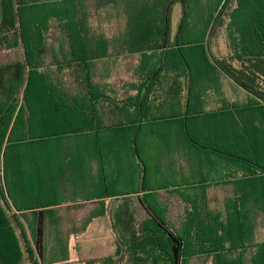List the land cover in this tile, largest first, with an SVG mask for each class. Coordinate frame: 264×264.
Returning <instances> with one entry per match:
<instances>
[{
	"label": "crops",
	"instance_id": "0c3cea01",
	"mask_svg": "<svg viewBox=\"0 0 264 264\" xmlns=\"http://www.w3.org/2000/svg\"><path fill=\"white\" fill-rule=\"evenodd\" d=\"M88 1L91 0H84L82 4V0H71L70 4L52 6L55 11L68 8L71 19L80 17L89 31L72 35L69 44L61 33L45 34L44 49L38 54L37 72L64 77L40 80L42 86L84 89V97L79 96V102L73 103L76 106L73 113L83 116L85 129L65 135L68 143L61 146L70 153L71 192L87 190L89 197L70 204L60 202L57 199V167L49 163L44 168L45 162H28L26 157L27 182L25 178L20 181L26 172L17 171L21 170L22 160L14 163L20 167H12L9 188L6 185L12 214L25 228H28L27 220L33 217L31 211L37 208L48 210L49 216L53 215L54 225L60 227V214L67 208L68 215L76 218L70 222L68 231L80 234L73 236L75 240L82 238L87 242L86 255L94 245L88 241L91 232L97 233L95 239L99 240L107 238L108 234L112 236L113 253L76 258L69 264H85L88 260H98L95 264H100L99 260L113 256L116 250L113 218L123 209L125 198L137 203L145 199L174 232H181L187 225L189 202H197L198 212L204 216L220 214L223 202L237 198L244 177H237L236 171L251 164L248 160L253 153L252 143L246 141L237 117V111L250 101L248 94L228 79L223 84L229 92L223 94L218 86L203 84L200 88L181 80L185 71L180 56H185L187 61L189 57L188 52L181 54L178 38L175 43L170 42V11L174 4H168L169 0H118L117 4L105 3L97 7L98 4H87ZM158 3L160 11L155 14ZM185 19L186 16L182 18L181 15L176 25L177 37L182 36L183 27L187 32ZM238 21L239 18H235V23ZM217 35L216 40H221V34ZM57 40L64 43L58 45ZM19 50L20 58L23 52ZM203 50L199 52L202 54ZM212 53L225 55L226 50L219 45L218 50L212 48ZM167 76L176 79L169 80ZM89 90L95 99L87 96ZM228 101L231 104H226ZM236 101L243 106L236 108ZM191 114L205 117L208 124L189 132L172 124ZM242 116L252 127L251 110ZM45 146L46 150L53 148V145ZM259 152L264 158V150L260 148ZM39 179H46L54 192H44V184ZM28 187L32 196L26 194L30 191ZM246 187L243 198L250 194ZM173 202L180 204V214L175 212ZM263 219L264 214L260 220ZM47 225L46 219L45 232ZM207 226L206 223L204 228ZM262 240L263 237L255 243ZM233 255L237 256V252ZM206 259L211 263L208 256ZM113 262L123 264L124 259L116 262L114 258Z\"/></svg>",
	"mask_w": 264,
	"mask_h": 264
},
{
	"label": "trees",
	"instance_id": "16d2710c",
	"mask_svg": "<svg viewBox=\"0 0 264 264\" xmlns=\"http://www.w3.org/2000/svg\"><path fill=\"white\" fill-rule=\"evenodd\" d=\"M70 1L0 0V51L21 48L23 52L22 57L0 64V264H54L46 256L45 245V220L51 213L42 208L31 211L34 213L32 221L26 219L28 227H34L29 240L26 228L12 214L4 171L18 160H24L25 157L14 155L15 146L22 141L34 144L65 139V135L85 129L83 116L73 113L76 108L73 103L77 104L78 98L84 97V89L42 86L40 80L64 77L37 72L45 34L61 33L69 44L72 35L89 31L80 17L71 19L68 8L56 11L53 7L43 8L52 2L70 4ZM174 3L181 4L184 18L186 2H168ZM39 10L41 15L37 14ZM233 16L239 18L237 23ZM218 33L221 40H216ZM221 41H224L226 54L212 53V48L218 50ZM61 42L64 43L57 40L58 45ZM201 56L209 67L250 98L244 109H250L254 115L252 127L239 126L253 149L248 160L251 164L236 171L237 177H244L241 181L244 185L238 188L237 198L223 202L221 213L213 217L200 214L197 202H187L190 211L181 232L168 228L145 199L137 201L146 217L136 221L130 200L125 198L123 209L113 218L116 250L113 256L99 260L100 264H113L114 258L116 262L126 259L129 264H187L190 257L198 255L210 257L211 264H264V238L259 243L254 241L257 223L264 214V162H261L264 158L259 152L260 148L264 150V0H245V4L241 0H223ZM180 57L187 82L191 83L189 59ZM167 79L176 77L167 76ZM87 96L96 98L90 90ZM8 150L14 159L7 158ZM245 186L250 194L243 198ZM206 223L208 226L204 228ZM235 252L237 256L233 255ZM96 262L98 260L84 263Z\"/></svg>",
	"mask_w": 264,
	"mask_h": 264
},
{
	"label": "rangeland",
	"instance_id": "374dc122",
	"mask_svg": "<svg viewBox=\"0 0 264 264\" xmlns=\"http://www.w3.org/2000/svg\"><path fill=\"white\" fill-rule=\"evenodd\" d=\"M117 1L118 0H93V1L91 0V1H88V3L87 2L85 3L91 4V2H93L92 4H98L97 7H99L100 4H105V3L117 4ZM120 1L127 2L128 0H120ZM157 1L165 2L166 0H156V2ZM183 1L187 3L186 19H185L187 21L185 25V30H187V32L184 31V27H183L182 36L177 37L176 25L178 24V21L181 17V4L174 3L170 11L171 37H172L170 42L175 43L178 38L179 39L178 43L181 45V49L183 51L181 54L185 55V53L188 52V57H189L188 58L189 59L188 71H189L191 83H193L196 86H199L200 88L202 87L203 84H205V86H208V87L218 86V90H220L222 94L223 92H229V89H224V84H223L225 81H227V79L223 78L221 75H219L218 72H215L214 69L209 67L206 64L204 58L201 56V53L199 52L202 48L206 49L212 23L214 21V18L217 12L219 11L221 7L223 0H183ZM241 2L242 4H245V0H241ZM54 4L58 5L60 3L52 2L44 6L43 8L47 6L52 8V6H55ZM82 4H84V0H82ZM159 4L160 3H158V7H159ZM47 10L48 9H45V11ZM159 11H160V7L154 10L155 14H157ZM37 14L41 15L42 13L39 10L37 11ZM46 18H48V16ZM234 18L235 16H233V20ZM219 45L223 50H225L226 47H225L224 41H221ZM19 51H20L19 49H16L13 52L0 51V64L7 63V62L18 59L19 53H20ZM187 79H188V76L185 75V77L181 80L184 81ZM200 91L202 92V90ZM212 91H216V90H210V92ZM228 102H226V104H231L232 102H234V100L231 101V103L230 102L228 103ZM234 104L238 106L236 108H240L241 106H243L242 103L237 102V101ZM192 108H193V105H192ZM244 110L245 109H243L242 107L241 110L237 111V117L239 119V122L242 128L244 126L251 128V126H249L248 123H245V121L243 120L242 115L244 114V112H248V110L247 111L246 110L244 111ZM205 119H206L205 117L203 119L199 115L191 114L189 118L184 116L181 119L175 120L172 124L175 126V128L186 130L189 132V130H194V129L197 130V129L202 128L200 126L207 125L208 122ZM237 133L241 134V132H237ZM190 139L192 138L190 137ZM67 143H68L67 138L65 139L54 138V139L49 140L47 144H45L47 146L53 145V148L46 150L45 149L46 146L43 145V143L37 142L34 144H30V143H27L26 141H22V143L15 146L14 155H16V157L30 158L31 160L28 162H31V161L36 162L37 160H40V162H45L44 166H42L44 168H47L49 166V163H51L52 166L57 167L55 169L56 178L58 182L57 184H59V186L57 185V187L59 188L57 191V199L62 203L70 204L71 201H75L80 198L85 199L86 197H89V191L76 190V191H73L72 193L70 190V184H69L70 179L68 178L69 177V167H70L69 165L70 160L68 159H69L70 153L69 151H67L68 150L67 148L64 149L61 146ZM6 156L8 159H10V157L11 159H14L12 157L13 153H11V150L7 151ZM25 160L26 159L24 158L22 162L21 170L20 169L17 170L19 171V173L26 172L27 170L26 168L27 164H24L26 163ZM61 160L68 161V162H60ZM18 161H22V160L20 159ZM9 164L10 163H7V165ZM16 164L17 165L13 164V167L14 165L17 167H20L18 163ZM65 165H68V167H64ZM28 166L30 167L31 165H28ZM12 169L13 168L11 166L9 167L7 171L6 170L4 171L5 172V182L8 188L10 186V178H11L10 175H11ZM13 172H14V169H13ZM28 175L29 173L26 172L25 175L21 176L20 181H22L23 178H25V182H27ZM39 180L41 181L40 183L44 184V186H42L44 192H52V193L54 192L52 190L53 186L47 184L46 179H39ZM63 182L64 183L67 182L68 184L65 183L64 185ZM30 189H31L30 187L27 188V190H30ZM60 189H62L63 191H61ZM7 191L9 190L7 189ZM30 192H32V190H30L26 194L28 196H32ZM9 204L11 205L10 201H9ZM129 204H130V207L133 209V214L135 216L136 221L143 220L146 217L145 212L138 205L136 201H132ZM173 205H174L175 212L177 214H180L181 213L180 204L177 202H173ZM68 211L69 210L65 208V210L61 212L60 215H62V217H60L59 219L61 223L60 227H56V225H54V222L51 219L53 215L47 218L48 225L46 228L45 245H46L47 258L49 256L48 260L52 261V263L54 264H69L70 260L73 261L76 258L82 259V258H85L86 256L88 258H96V257L106 256V255L113 253L114 246H113V240H112L111 235L108 234L107 238H104L103 240H99V239H95V237L97 236V233L90 231L91 237L88 239V241L94 245L92 246V249H89V252H88L89 254L86 255L84 252V248H86L85 246L88 245L87 242H85L82 238H79V239L77 238L75 240L74 239L75 237L73 236L80 235V234L78 233L74 234L68 231L71 226L70 222H72V220L74 219L76 220L74 216L68 215L69 214ZM54 214H56V212ZM83 219L84 217L80 219V222ZM28 221H32L31 217L29 218ZM263 221L264 219L259 220L257 223L256 232L254 235L255 237L254 241H259L261 237L264 238V222ZM77 222L78 220L75 222V224ZM59 229L60 231H58ZM26 230L28 232L27 233L28 238L29 240H31L33 237L34 227L33 226L31 228L26 227ZM72 239L75 240V244ZM74 249H76V251H74ZM249 252H251V249ZM74 253L75 254L77 253L76 256ZM206 257L207 256L205 257L204 256H192L188 259L187 264H211L207 261ZM123 264H128L126 259H124Z\"/></svg>",
	"mask_w": 264,
	"mask_h": 264
}]
</instances>
